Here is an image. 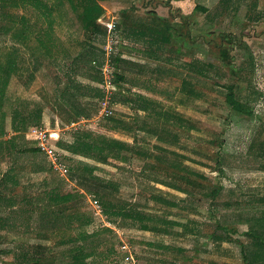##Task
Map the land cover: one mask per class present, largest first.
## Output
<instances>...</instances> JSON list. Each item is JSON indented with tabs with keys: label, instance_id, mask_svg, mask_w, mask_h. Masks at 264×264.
I'll return each instance as SVG.
<instances>
[{
	"label": "rangeland",
	"instance_id": "1",
	"mask_svg": "<svg viewBox=\"0 0 264 264\" xmlns=\"http://www.w3.org/2000/svg\"><path fill=\"white\" fill-rule=\"evenodd\" d=\"M9 1L0 5L10 16L0 19V51L16 54L18 65L5 92L6 130L11 132L13 110L24 107L20 102L39 104L40 127L56 132L59 141L52 145L67 170L62 175L49 162L53 172L34 173V162L44 163L41 154L0 161V219L7 221L0 230V264H80L73 260L82 254L91 255L85 264H242L248 226L234 223L238 205L264 199V0H98L102 26L109 30L104 23L113 17L119 25L117 36L107 32L105 38L84 29L76 2L40 0L48 5L43 12ZM46 12L53 29L45 36ZM134 24L146 31L129 27ZM150 25L168 35L151 34ZM90 46L127 53L124 59L132 63L121 73L125 80L109 91L87 77L88 65L75 64ZM71 81L97 87L104 97L72 89L71 108L62 101ZM231 88L252 116L231 109ZM104 98L110 116L101 119ZM78 109L87 116L74 120ZM80 131L127 149L98 145L105 148L103 165L63 152L59 143L74 142ZM84 164L97 166L95 176L118 189L72 178L70 168ZM12 166L20 181L15 188L2 183ZM218 187L215 203L211 193ZM54 191L78 197L56 207ZM96 194L149 221L109 219ZM222 222L232 241L213 237L225 236ZM82 231L84 239L61 242Z\"/></svg>",
	"mask_w": 264,
	"mask_h": 264
},
{
	"label": "trees",
	"instance_id": "2",
	"mask_svg": "<svg viewBox=\"0 0 264 264\" xmlns=\"http://www.w3.org/2000/svg\"><path fill=\"white\" fill-rule=\"evenodd\" d=\"M69 1H71V3H77V7L74 6L75 10H77V8L81 9L80 17L82 18L85 30L98 34L102 38L107 37L108 30L104 28L100 22V19L104 14V9L99 4L98 0ZM9 2V0H0V5L1 7H3ZM12 3H16V5L22 4L31 7L34 6L35 8L43 12L48 8L47 2H43L40 0H13ZM199 9H202V11H206L203 8ZM44 16L45 18L50 20L49 28L48 30H46L47 32L44 33V35L46 36L48 34H51L50 30L53 29V20H51V15H48V12H46ZM9 17L10 16L6 14L5 11L2 12L1 10L0 19L5 21L6 18ZM10 21V23H12L13 25L16 23V20L13 18H11ZM155 33L168 35L167 29H162ZM220 55L224 61H226L229 57V54L226 50L221 51ZM108 59L110 65L114 68V83L115 85H118L120 82L125 80L124 75L121 73L123 71L125 72L127 68L132 65L130 61L122 57V54L120 52H118V54L112 52L111 56L108 58L105 51H99L93 46H90L89 48H85L82 51V53L77 57L75 64L78 65V62L80 61L84 62L86 67L88 65L90 73H88L87 77L90 80L94 81L96 84H100L103 82L102 70ZM17 65L18 62L16 54L12 52L0 51V161L1 163H3L6 161V159L12 156L14 157V155L17 154L31 153L32 155H35L37 157L41 154L44 157L45 164L43 162L40 164L34 162L33 172H53V169L49 166V161L46 155L37 148L35 142L27 138V135L32 129H41L40 126L42 121V109L39 104H30L26 101L20 102L22 105H24V107L22 108L20 106L19 108H15L13 110L11 114V132L8 133L6 130V116L3 112L5 92L8 87L9 80L14 74ZM74 82L75 81L70 82V84H72L63 94V97L65 99L62 98V101L67 102L69 107L72 108V106L75 105V101H73L70 97V95L72 94V89L77 90V92L82 96L98 99H102L104 97L102 91L99 88L93 86L86 87L82 84ZM233 89L234 88H231V92L226 96V101L231 109L240 115H245L248 117L252 116V110L237 99V95L235 94ZM31 105L35 108L33 110H28V108H31ZM137 109L140 110V108ZM85 115L87 116V113H85L82 109H78L77 114L73 116V119L78 120L79 118L86 117ZM108 121L109 123H118V121L115 119H108ZM102 144L118 151H125L127 149L126 146L122 144L111 142L110 140H105L102 138H97L93 134L83 131L76 132L74 134V142H60L58 146L63 150V152L68 153L74 157H81L84 159L97 161L99 165H103L107 162V159L102 156L105 148H99L100 146H98ZM96 170L97 166L95 167L84 164L82 169L75 167L70 168V173L72 175V178L76 175L81 179V181H85V183L87 181H95L101 186L106 185V187H111L114 190L118 189L117 184H115L114 182L103 180L95 176ZM2 183L13 188L20 185V181L17 177L16 166H12L5 172L2 178ZM221 190V187L212 190L211 197L214 198L215 203L217 202V200H219V196L222 192ZM96 196L98 197L99 194H96ZM77 197L78 196L74 193L60 194L57 191H54V194L50 198V202L53 206L56 207L67 206L73 203ZM99 199L100 206L103 210V215L108 217L109 219L130 220L139 223L149 221V216L143 212L121 204L110 202L106 200L105 197H100ZM161 202L164 204L167 203L164 200H161ZM218 205L221 206V204ZM218 205L216 208L217 211H219ZM225 205L229 208H232L233 206L229 203H224L222 207H224ZM236 214V218L239 219V222L234 223L244 224L245 226H248L246 241L244 243H241L240 245L243 257L242 264H264V199H259L256 204L250 202L244 205L239 204ZM222 223L223 224H218V227L219 231H226L225 236L223 234H218L215 232L213 237L216 241H232V237L230 234L231 229L227 227L229 226V224L227 222ZM6 227L7 221L4 219H0V230H5ZM84 236L86 237V232L82 231L79 234L78 239L73 238L71 234L68 240L63 239L61 240V242L64 243L66 241H78L79 239H84ZM90 256L91 255L82 254L81 256L74 258L73 261L80 264H85L84 261L87 260Z\"/></svg>",
	"mask_w": 264,
	"mask_h": 264
},
{
	"label": "built area",
	"instance_id": "3",
	"mask_svg": "<svg viewBox=\"0 0 264 264\" xmlns=\"http://www.w3.org/2000/svg\"><path fill=\"white\" fill-rule=\"evenodd\" d=\"M104 26H106L109 30L108 32L110 34H113L114 27L112 25H109L107 23H104ZM107 54V57L109 58L112 54V52H109L108 50H104ZM109 60V59H108ZM113 73H114V68L110 65V62L108 61L103 70L104 74V80L102 82V88L103 90L109 91L110 89H113L114 87V81H113ZM105 99V98H104ZM103 103V116L101 119L108 118L110 116V112L108 111V107L111 105L109 99H105ZM101 119L98 117L95 118V122H100ZM75 125V124H74ZM32 137L28 138L29 140L33 141L36 143L37 148L46 155L48 161L52 165H59V169L57 171H60L62 175L65 174L66 168L61 164V156L59 154L58 148H56L55 145H52L53 142L58 143L59 139L56 138V132L52 131H44L42 129H32ZM54 133V136H53ZM123 250H127L128 246L124 244L122 246ZM133 263H136L134 260H132Z\"/></svg>",
	"mask_w": 264,
	"mask_h": 264
},
{
	"label": "crops",
	"instance_id": "4",
	"mask_svg": "<svg viewBox=\"0 0 264 264\" xmlns=\"http://www.w3.org/2000/svg\"><path fill=\"white\" fill-rule=\"evenodd\" d=\"M195 2V1H194ZM177 3V5H176V7H178V8H180V7H183L182 5L184 4V2H180V1H177L176 2ZM172 5H175V3L173 2V4ZM171 7V6H170ZM107 24H109V25H112L113 27H114V35L115 36H117V31H118V27H119V25L117 24V22H116V18L115 17H113V18H110L108 21H107ZM129 27H131L133 30H136V29H140V30H142V31H146V30H144L143 29V27L144 26H140L139 24H134L133 26H129ZM161 28V27H160ZM159 30H162V29H159L157 26H152V25H150V28H149V32L151 33V34H153V32L155 33V32H157V31H159ZM159 34V33H158ZM168 34V33H167ZM159 35H161V34H159ZM115 54H117V52L115 51V49H114V51H113ZM122 54V57L123 58H126L127 56H128V54L127 53H121ZM134 61H136V60H134ZM136 63H138V62H136ZM32 132V131H31ZM30 134V133H29ZM28 134V138H31L32 137V135L30 136Z\"/></svg>",
	"mask_w": 264,
	"mask_h": 264
}]
</instances>
